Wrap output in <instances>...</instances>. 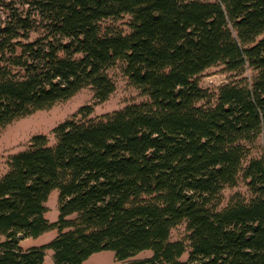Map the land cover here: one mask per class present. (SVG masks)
<instances>
[{
    "label": "trees",
    "instance_id": "1",
    "mask_svg": "<svg viewBox=\"0 0 264 264\" xmlns=\"http://www.w3.org/2000/svg\"><path fill=\"white\" fill-rule=\"evenodd\" d=\"M122 16L126 34L102 29ZM117 63L148 101L99 119L82 109L53 145L35 136L10 158L0 264H43L46 250L54 264L102 251L151 252L123 264H264V154L243 166L264 145V0H0V130L85 88L105 101ZM217 65L239 79L209 94L197 76ZM238 177L251 199L218 210ZM181 223L186 240L170 241ZM51 230L46 245L20 244Z\"/></svg>",
    "mask_w": 264,
    "mask_h": 264
},
{
    "label": "rangeland",
    "instance_id": "2",
    "mask_svg": "<svg viewBox=\"0 0 264 264\" xmlns=\"http://www.w3.org/2000/svg\"><path fill=\"white\" fill-rule=\"evenodd\" d=\"M212 2L215 0H201ZM129 17L122 16L115 20H104L101 23L102 29L108 28L110 31H118L126 34L128 28ZM107 74L115 84L114 92L103 102H98L93 96V92L88 89H82L71 98L58 101L53 105L33 111L31 114L13 120L8 125L0 130V178L8 171L10 158L26 150L31 140L35 136L43 135L46 137L49 145L55 143V137L52 131L58 125L72 118L80 119L85 112L82 109L91 108V114L84 119H99L111 115L115 111H119L127 106L139 104L148 101L146 96H143L138 89L132 86L122 72V64L117 63L116 66L107 70ZM250 71H246L243 76L249 77ZM239 79L234 73H228L223 70L221 65L213 66L203 71L197 76L198 86L207 91L209 94H217L218 89L228 83ZM203 104V102L199 103ZM249 157L243 163V166L250 158H257L262 153L264 154V145L261 139H257L249 145ZM58 196L56 189L52 190L45 203L47 212L45 218L54 223L58 218ZM239 198L245 202L252 197L245 181L238 177L235 186L225 187L219 196L218 210L227 207L234 198ZM56 230H51L43 233L36 238H28L21 241V246L24 249L31 247H39L49 243L55 236ZM187 231L185 223H181L170 231V241H185ZM188 245V243L186 242ZM189 249L185 251L181 260H186ZM151 256L150 251H143L135 256L127 259L124 262L116 260L112 251H102L92 254L82 264H123L125 262L142 260ZM43 264H54L52 260V251L46 250Z\"/></svg>",
    "mask_w": 264,
    "mask_h": 264
}]
</instances>
